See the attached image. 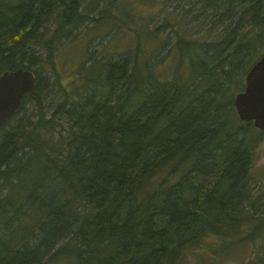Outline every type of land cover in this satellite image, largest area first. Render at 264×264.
<instances>
[{"label": "trees", "instance_id": "obj_1", "mask_svg": "<svg viewBox=\"0 0 264 264\" xmlns=\"http://www.w3.org/2000/svg\"><path fill=\"white\" fill-rule=\"evenodd\" d=\"M170 1L160 14L171 32L192 14L204 24L198 35L214 37L182 40L195 56L174 78L160 79L155 64L130 66L124 54L100 60L96 87L64 99L47 121L43 70L53 69L54 41L88 15L82 0H0V74H36L34 92L0 126V264H176L211 235L256 245L247 264H264V202L251 181L264 130L228 96L261 57L264 0ZM112 3L99 21L112 17ZM121 7L114 15L125 22ZM63 105L67 135L55 121Z\"/></svg>", "mask_w": 264, "mask_h": 264}, {"label": "rangeland", "instance_id": "obj_2", "mask_svg": "<svg viewBox=\"0 0 264 264\" xmlns=\"http://www.w3.org/2000/svg\"><path fill=\"white\" fill-rule=\"evenodd\" d=\"M106 1L115 3V6L112 3L114 6L112 17L102 18L99 21L100 11ZM193 1L195 0L188 2ZM163 2L164 0L159 2L156 0L153 3L150 0L148 3L139 5L138 0H82L83 11L88 15L87 18L82 24L69 27L60 39L54 41L55 48L50 56L54 59L53 69H49V73L43 70L44 76L51 77L50 84L47 86L49 89H46L47 91L43 94L44 118L47 121L51 120L53 110L64 99L78 98L87 90L96 87L97 80L92 79L98 76L100 69L104 67L97 63L100 60L108 62L124 54L122 57H130V66L137 64L138 69L145 70L146 64H155L154 70L159 73V78L170 80L174 78L178 70L181 71L183 62L189 63L195 56L193 46L187 47L182 40L191 42L195 38H214L198 35L205 32L201 30L204 24L198 27L193 25L192 14L185 19L178 18V29L171 32L167 28V23L171 19L168 13L160 14ZM118 4L125 7L123 10L125 9L128 17L124 19L125 22H120L114 15L121 14V11L117 9ZM198 12L197 9L194 10L195 14ZM203 15L201 14L200 17ZM210 18L208 17L205 22ZM159 27H165V30L158 31ZM215 30L221 33L222 27L216 26ZM263 54L264 46L256 50L254 61ZM231 72L236 75V71ZM102 73H104L103 70L99 81L106 82ZM117 73L116 69L115 77L119 75ZM244 75L243 82L239 85L235 83L228 96L231 93L236 95L244 87ZM229 78L230 76L223 79V82ZM217 85V82L213 81L212 89L220 88ZM65 108L63 105L62 113L57 115L59 118H55V121L59 122L58 129L67 135L68 124L66 119H62L63 115L67 114ZM167 173V169L160 171L159 175L152 177V181L160 182ZM251 181L252 187L257 191L255 199L261 203L264 202V135L254 148ZM262 209L264 210V206ZM221 241L223 239L215 235L205 237L197 246L187 250L176 264H247L256 254L257 246L252 243L241 242L227 245L224 241L219 244Z\"/></svg>", "mask_w": 264, "mask_h": 264}, {"label": "water", "instance_id": "obj_3", "mask_svg": "<svg viewBox=\"0 0 264 264\" xmlns=\"http://www.w3.org/2000/svg\"><path fill=\"white\" fill-rule=\"evenodd\" d=\"M36 74L27 68H17L0 74V126L22 105L24 97L33 93ZM234 105L239 117L252 121L255 127L264 130V56L250 68L245 85L234 96Z\"/></svg>", "mask_w": 264, "mask_h": 264}]
</instances>
